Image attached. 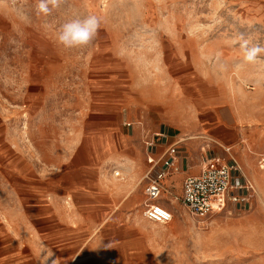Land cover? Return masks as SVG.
I'll return each instance as SVG.
<instances>
[{"label":"rangeland","instance_id":"rangeland-1","mask_svg":"<svg viewBox=\"0 0 264 264\" xmlns=\"http://www.w3.org/2000/svg\"><path fill=\"white\" fill-rule=\"evenodd\" d=\"M37 6L0 0V264H264V0ZM88 16L87 46L58 43ZM183 127L238 161L247 205L196 218L171 174L172 219L144 217L147 143Z\"/></svg>","mask_w":264,"mask_h":264},{"label":"built area","instance_id":"built-area-1","mask_svg":"<svg viewBox=\"0 0 264 264\" xmlns=\"http://www.w3.org/2000/svg\"><path fill=\"white\" fill-rule=\"evenodd\" d=\"M155 135L161 139L165 138V134L161 132ZM147 146L151 151L147 152L148 156L153 163L145 175L147 184L144 187L146 203L143 215L149 221L167 223L172 219V212L158 203V200L164 191L162 182L173 167L178 154V143L167 145L157 157H154L153 139ZM262 162L261 167H264V158ZM252 190V184L243 176L234 158L221 159L213 155L203 159L198 174L184 178L179 200L191 215L204 218L223 210L229 203L247 205Z\"/></svg>","mask_w":264,"mask_h":264},{"label":"crops","instance_id":"crops-1","mask_svg":"<svg viewBox=\"0 0 264 264\" xmlns=\"http://www.w3.org/2000/svg\"><path fill=\"white\" fill-rule=\"evenodd\" d=\"M157 133L159 132H156L155 134ZM209 133L212 134L211 137L213 141H215L218 144L222 142L220 137L214 136L212 132H209ZM163 134H165L164 139H161L157 137L156 135H154L157 137L156 138L157 140L161 139V142H159L158 144H155V147H157V150H158L157 153H161L167 145L172 144V143H178V154L174 160L173 167L169 170L168 175L166 177L172 174L173 179H174V184L176 186L177 185L180 186L181 193H182V183H183L184 178L187 176L196 175L199 173L201 165H202V161L207 156L206 147L207 148L210 147L211 139L204 138L203 136L194 138L193 136L189 135L190 133L186 127H183V129H178V130L176 128H172L171 130L169 129L166 132L164 131ZM152 138L154 141V137ZM213 152H214L213 153L214 155L218 156V153L216 151H213ZM146 155H147L146 157L152 161L150 156H148V153ZM231 157L234 158L233 156ZM234 160L236 159L234 158ZM236 162L238 163L237 160ZM144 164H145V161H143V157L140 154L137 159H133L129 161L127 168L129 167V165H131L132 169L128 170V172L130 171L135 172V174L139 177L141 167L144 166ZM151 167H152V164L150 168ZM240 169H241V166H240ZM166 177L164 178V180L166 179ZM164 180L162 182L163 187H164ZM136 185H137V180L136 181L134 180V183L131 185V188L133 189L134 187H136ZM124 190L125 192L126 191L128 192L131 189L129 186H126ZM181 193H180V196H181ZM158 203L165 206L164 203L161 202V198L158 200ZM165 207L168 208L167 206Z\"/></svg>","mask_w":264,"mask_h":264},{"label":"clouds","instance_id":"clouds-1","mask_svg":"<svg viewBox=\"0 0 264 264\" xmlns=\"http://www.w3.org/2000/svg\"><path fill=\"white\" fill-rule=\"evenodd\" d=\"M61 0H38V12L49 14L56 8ZM51 5V7H50ZM99 20L95 16H88L84 19H74L62 25L57 41L65 48H76L87 46L97 35ZM257 49L249 53L248 59H252Z\"/></svg>","mask_w":264,"mask_h":264},{"label":"bare ground","instance_id":"bare-ground-1","mask_svg":"<svg viewBox=\"0 0 264 264\" xmlns=\"http://www.w3.org/2000/svg\"><path fill=\"white\" fill-rule=\"evenodd\" d=\"M117 175L119 174V173H116Z\"/></svg>","mask_w":264,"mask_h":264}]
</instances>
